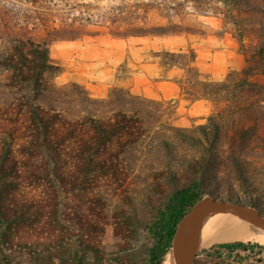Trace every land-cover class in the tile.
<instances>
[{"label":"trees","instance_id":"trees-1","mask_svg":"<svg viewBox=\"0 0 264 264\" xmlns=\"http://www.w3.org/2000/svg\"><path fill=\"white\" fill-rule=\"evenodd\" d=\"M57 1L61 0H0V264H10L8 249L27 253L30 264H93L89 251L101 257L94 233L101 234L108 222L103 214L106 203L97 189L104 182L114 184L129 199L126 181L146 156L144 142L156 134L154 121L161 112L159 101L124 88L111 87L107 97L95 98L76 82L59 86L52 80L58 66L50 58L49 45L52 32L60 28L45 26V21L55 14L52 5ZM220 1L240 40L251 33L260 37L246 50L245 67L214 81L196 65L193 49L165 51L163 61L186 70L187 76L178 80L182 90L222 110L227 94L236 108L247 94L264 93V84L252 79L264 75V0ZM20 18L32 27L43 26L45 38L28 32ZM213 126L219 134V123ZM168 127L179 140L190 138L181 128ZM170 140L160 136L159 142L168 148ZM206 159L203 153L186 161L185 171L191 173L186 181L171 180L170 192H160L143 226L150 244L142 264H164L183 218L205 195L212 196L204 171L197 170ZM128 204L130 211L119 208L113 213L115 234L121 237H134L141 224ZM84 206L99 209L97 219L83 215ZM36 228L44 236L27 240L25 230ZM52 249L57 259L49 253ZM215 249L243 253L237 261L264 255V245L250 240L215 243L201 253L212 255Z\"/></svg>","mask_w":264,"mask_h":264},{"label":"rangeland","instance_id":"rangeland-1","mask_svg":"<svg viewBox=\"0 0 264 264\" xmlns=\"http://www.w3.org/2000/svg\"><path fill=\"white\" fill-rule=\"evenodd\" d=\"M52 7L55 14L45 21V26L60 28V31L52 32L54 40L49 45L50 58L58 66V70L52 73V80L57 85L76 82L95 98L107 97L111 87L124 88L161 104L160 116L154 121L156 134L144 142L146 156L137 161L136 170L126 181L129 199H125L124 193L114 184L104 182L97 189L106 203L103 214L108 223L101 234L94 233L95 246L100 248L102 255L95 258L94 251H89L93 264L143 263L145 250L150 244L143 226L151 219L161 198L160 192H170L171 180L184 183L185 175L191 174L185 171V162L203 153L207 159L203 169L197 170L204 171L205 187L212 194L203 199L211 197L215 202H240L255 206L264 214V93L252 97L247 94L248 99H241V105L236 108L227 94L221 110L214 102L195 98L192 91L182 90L178 80L187 76L186 70L177 66L171 68L163 61V52H179L180 46L184 45L182 51L193 49L196 58L198 55L196 65L208 79L221 81L230 72L245 67V52L258 44V33L247 34L240 40L235 24L220 0H61ZM19 22L23 27L26 25L32 35L45 38L43 26L32 27L22 18ZM67 24L69 29L61 30ZM118 44L124 48L125 55L119 64L113 61ZM92 52L99 56V64L94 69L95 74H88L93 70L85 64L87 59L82 55ZM151 62H157L158 69H151ZM153 70H158V77L145 75ZM146 76L149 79L145 82ZM82 79L113 81L102 95L95 96L94 89L79 83ZM252 79L264 84L262 74ZM159 80H171L176 88L171 89L165 82L158 83ZM133 83L142 87H132ZM184 86L187 88L188 85ZM219 109L221 113L217 117ZM214 122L219 123V134ZM169 125L181 128L190 138L185 142L179 140L175 132L168 129ZM151 133L153 130L149 135ZM160 136L171 138V146H161ZM170 168L172 174L168 172ZM159 170L165 171L153 175ZM128 202L136 210L141 224L134 237H121L115 234L113 213L119 208L130 211ZM210 208V212L222 210L242 216L255 225V232L264 233V228L251 218L224 210L221 206L219 209L213 205ZM98 210L84 206L81 212L87 218L97 219ZM41 231L40 228L26 229L25 238L36 240L44 236ZM212 232L216 234L217 230ZM230 241L236 240H220L196 248L190 254L193 264H264L263 254L237 261L236 258L243 253L229 255L222 249H215L212 255L201 253L202 249L215 243ZM7 252L10 264H30L27 253L11 249ZM49 253L57 259L55 249Z\"/></svg>","mask_w":264,"mask_h":264},{"label":"bare ground","instance_id":"bare-ground-1","mask_svg":"<svg viewBox=\"0 0 264 264\" xmlns=\"http://www.w3.org/2000/svg\"><path fill=\"white\" fill-rule=\"evenodd\" d=\"M212 205L219 209L220 204L213 203L209 197L202 199L183 218L174 237L172 251L164 264H180L184 254L190 255L196 248L215 241L255 240L264 244V233L255 232L253 223L222 210L210 212ZM214 229L217 230L216 234L212 232Z\"/></svg>","mask_w":264,"mask_h":264},{"label":"crops","instance_id":"crops-1","mask_svg":"<svg viewBox=\"0 0 264 264\" xmlns=\"http://www.w3.org/2000/svg\"><path fill=\"white\" fill-rule=\"evenodd\" d=\"M183 47H184V45H181L180 48H179V50L180 51L183 50L182 49ZM85 48L87 50L88 47H85ZM92 53H90V54H88V53L85 54L84 53L82 55L83 58L85 57L87 59V61L85 60L86 61L85 64L89 65L88 68L91 71L93 70L92 72L88 71L87 72L88 74H90V73L95 74L96 73V70H94V69L99 64V61L97 60L99 56L97 54H94V53L92 54ZM124 58H125L124 48L120 44H118L117 45L116 55H115L113 61H115L117 64H119V63H121V62L124 61ZM105 60H104V63H105ZM111 63H112V61H111ZM196 64H198V55H197V58H196ZM149 66L151 67V69H154V68L155 69L156 68L158 69V63L157 62H151V63H149ZM173 67H175V66H172L171 68H173ZM109 68H110V66H109ZM158 73H159L158 70H155V71L153 70V72L147 73L145 75H150V77L153 78V77H158ZM145 79L146 80H144V81L146 82L149 78L146 76ZM112 81H113V79L112 80L111 79H102V80H97L96 82H93V81H88L86 79H82V80H79V83H81L82 85H84L86 88H90L91 87L95 91V94L94 95L95 96H99V95H102V92L106 91V89L109 86H111ZM161 82H165L173 90L176 88V84L173 81H171V80H163V81L162 80L161 81L159 80L158 81V83H161ZM131 85H132V87H139V88L142 87V86H137L136 83H133ZM144 88H146L145 85H144Z\"/></svg>","mask_w":264,"mask_h":264},{"label":"water","instance_id":"water-1","mask_svg":"<svg viewBox=\"0 0 264 264\" xmlns=\"http://www.w3.org/2000/svg\"><path fill=\"white\" fill-rule=\"evenodd\" d=\"M210 199L215 204L219 203L222 209L251 218L257 221L264 228V214L260 213L257 207L246 205L240 202H232V201L215 202L211 197ZM193 263H194L193 258L190 255L184 254L182 256L180 264H193Z\"/></svg>","mask_w":264,"mask_h":264}]
</instances>
